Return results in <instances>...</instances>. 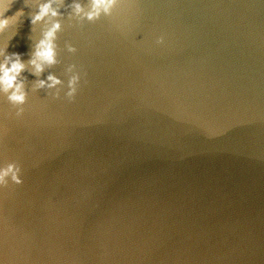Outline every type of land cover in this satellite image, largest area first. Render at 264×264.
Wrapping results in <instances>:
<instances>
[{
    "label": "water",
    "instance_id": "95a60500",
    "mask_svg": "<svg viewBox=\"0 0 264 264\" xmlns=\"http://www.w3.org/2000/svg\"><path fill=\"white\" fill-rule=\"evenodd\" d=\"M26 3L0 33L26 93L0 91V169L22 180L0 188V264H264V0H117L92 21L91 0ZM44 3L57 17L31 28Z\"/></svg>",
    "mask_w": 264,
    "mask_h": 264
},
{
    "label": "clouds",
    "instance_id": "9594fccd",
    "mask_svg": "<svg viewBox=\"0 0 264 264\" xmlns=\"http://www.w3.org/2000/svg\"><path fill=\"white\" fill-rule=\"evenodd\" d=\"M15 0H4L0 3V33L6 32L9 28H17L18 24L22 23V18L25 16L23 8L17 10L12 16H6L5 13L11 8V5ZM117 0H91V9L86 14V19L89 21L98 19L101 12L108 15L111 9L116 5ZM24 7L29 8V4L24 0ZM74 10L77 14H80L83 10L80 5H75ZM58 12L53 9L52 3H44L38 6L37 11L34 14L28 13L30 19L31 28L42 22H46L47 18L57 17ZM60 30V24L58 22L51 23V26L42 33L41 39L35 43L31 53V58L28 61V65L33 68V75L39 76L45 66L51 67L57 63L56 61V46L55 39L56 33ZM16 32L13 33V37ZM13 37H10L12 39ZM163 38L156 40V44H162ZM8 47V43H5V49ZM70 52H74L75 49L69 47ZM0 55L4 56L3 63H0V91H3L8 95V100L17 105H22L25 102L26 93L23 91V82H18V77L25 70V64L21 62V54L12 53L11 55H5L4 52H0ZM71 70V69H70ZM80 75H73L68 81V90L65 92L64 97L71 102L75 97L80 82ZM61 81L52 75L47 77V81L38 80L36 82V89L47 88L49 90L56 88L60 85ZM59 93L53 95V99L59 98ZM20 115V113H18ZM21 169L17 164H8L5 168L0 169V188L7 187L9 181L13 185L19 186L22 183L20 179Z\"/></svg>",
    "mask_w": 264,
    "mask_h": 264
}]
</instances>
